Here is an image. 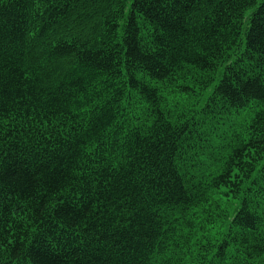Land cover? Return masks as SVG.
I'll return each instance as SVG.
<instances>
[{"label": "trees", "instance_id": "trees-1", "mask_svg": "<svg viewBox=\"0 0 264 264\" xmlns=\"http://www.w3.org/2000/svg\"><path fill=\"white\" fill-rule=\"evenodd\" d=\"M0 264H264V0H0Z\"/></svg>", "mask_w": 264, "mask_h": 264}]
</instances>
